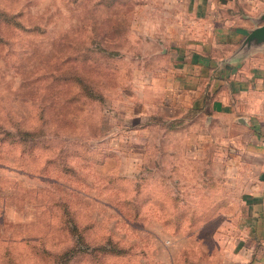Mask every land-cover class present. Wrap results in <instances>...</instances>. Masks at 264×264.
<instances>
[{"label":"rangeland","instance_id":"1","mask_svg":"<svg viewBox=\"0 0 264 264\" xmlns=\"http://www.w3.org/2000/svg\"><path fill=\"white\" fill-rule=\"evenodd\" d=\"M183 5L0 0L1 129L28 134H0V264L66 263L72 217L119 251L67 264H240L227 124L180 101V56L209 26Z\"/></svg>","mask_w":264,"mask_h":264},{"label":"crops","instance_id":"2","mask_svg":"<svg viewBox=\"0 0 264 264\" xmlns=\"http://www.w3.org/2000/svg\"><path fill=\"white\" fill-rule=\"evenodd\" d=\"M183 6L209 26L193 34L195 43L180 56V101L186 111L227 124L231 177L244 208L229 259L264 264V45L237 52L264 22V0H185Z\"/></svg>","mask_w":264,"mask_h":264},{"label":"trees","instance_id":"3","mask_svg":"<svg viewBox=\"0 0 264 264\" xmlns=\"http://www.w3.org/2000/svg\"><path fill=\"white\" fill-rule=\"evenodd\" d=\"M3 13L0 12V16ZM1 36V34H0ZM2 37V36H1ZM3 126L0 124V134L2 135L4 133L5 129H1ZM25 132H23V130L19 127L16 129L13 128H8V130H6L4 136H9L11 137L12 140H19L22 141L23 140V136L26 137ZM69 227H70V231L72 232V234L75 237V242L74 244L69 247L68 249H66L65 251H63V255L64 258L62 259V261L66 260V263L63 264H67L68 261L70 259H72V257H74L77 253L79 252H89V253H93V249L97 248L100 249L101 251H112V252H118L119 250L117 248H111L109 246H107L106 244H101L99 246H90L89 242L86 240V235L84 233L83 228H81L78 223L76 222V220L72 217L69 220ZM112 243V242H110ZM115 245V244H112Z\"/></svg>","mask_w":264,"mask_h":264},{"label":"water","instance_id":"4","mask_svg":"<svg viewBox=\"0 0 264 264\" xmlns=\"http://www.w3.org/2000/svg\"><path fill=\"white\" fill-rule=\"evenodd\" d=\"M262 20H264V12L260 16V21ZM260 45H264V22L250 29L237 52H242Z\"/></svg>","mask_w":264,"mask_h":264}]
</instances>
